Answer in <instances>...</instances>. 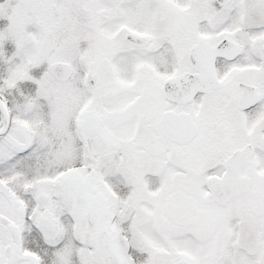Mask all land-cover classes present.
I'll list each match as a JSON object with an SVG mask.
<instances>
[{
	"label": "snow or ice",
	"instance_id": "snow-or-ice-1",
	"mask_svg": "<svg viewBox=\"0 0 264 264\" xmlns=\"http://www.w3.org/2000/svg\"><path fill=\"white\" fill-rule=\"evenodd\" d=\"M0 264H264V0H0Z\"/></svg>",
	"mask_w": 264,
	"mask_h": 264
}]
</instances>
